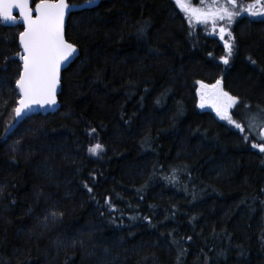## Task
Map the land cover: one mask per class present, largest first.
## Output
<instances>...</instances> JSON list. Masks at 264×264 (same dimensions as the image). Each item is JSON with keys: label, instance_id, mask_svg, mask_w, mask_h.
Returning a JSON list of instances; mask_svg holds the SVG:
<instances>
[{"label": "trees", "instance_id": "obj_1", "mask_svg": "<svg viewBox=\"0 0 264 264\" xmlns=\"http://www.w3.org/2000/svg\"><path fill=\"white\" fill-rule=\"evenodd\" d=\"M68 2L59 110L12 132L21 28L0 24V264H264V18L235 11L229 53L175 0ZM217 80L244 131L197 103Z\"/></svg>", "mask_w": 264, "mask_h": 264}, {"label": "snow or ice", "instance_id": "obj_2", "mask_svg": "<svg viewBox=\"0 0 264 264\" xmlns=\"http://www.w3.org/2000/svg\"><path fill=\"white\" fill-rule=\"evenodd\" d=\"M91 3L92 0H85ZM177 6L187 15L189 22L194 19L196 22L207 24L211 22L215 31L216 21L232 18L239 13L230 10L228 4L235 6L237 0H201V5H194L192 0H175ZM259 2V0H257ZM76 7L68 0H38L35 3V15L30 6L29 0H0V20L23 21V31L19 33L22 52L17 53L23 61V68L15 83L19 88V104L15 108L17 116L30 110L32 105H45L55 103L56 88L60 82V66L76 51V44L65 39L64 21L66 10ZM13 9L19 10V17L13 15ZM248 11L253 12L252 5ZM264 11V5H261ZM228 29L223 25L219 26L220 36L223 39ZM225 47L231 53L232 45L225 40ZM227 62L228 57H221ZM200 92V106L206 102L212 104L221 118L227 119L236 128L244 131V126L233 117L229 111L239 100V97L232 95L220 87L221 81L217 80L213 85H205L203 81ZM255 123V118H253ZM264 124V118L261 119ZM259 133L264 135V127L259 128ZM254 147L264 152V142H254ZM103 145L97 143L90 146L89 151L95 153Z\"/></svg>", "mask_w": 264, "mask_h": 264}, {"label": "water", "instance_id": "obj_3", "mask_svg": "<svg viewBox=\"0 0 264 264\" xmlns=\"http://www.w3.org/2000/svg\"><path fill=\"white\" fill-rule=\"evenodd\" d=\"M29 3H30V6L33 9V15H35L36 14L35 13V4H33L31 0H29ZM78 10H79V8L77 6L66 10L65 21H64V31H65L66 21L68 19L69 14L74 13V12H76ZM13 15L19 17V10L18 9H13ZM0 23H1V25L3 27H6V28H11V27H15L16 25H19V26L22 27V31H23V21L22 20H17V21H3V20H0ZM18 47H19V50H20L19 53H21L22 52V45L20 44V38L19 37H18ZM78 55H79V53H78V51L76 49V51L70 56V58L68 60L61 62L59 80L61 78V73L65 69H67L76 60ZM20 63H21V70H22L23 61H22L21 58H20ZM14 88H15L16 95L18 97V101H17V104H16V107H17L18 104H19L20 92H19V88L16 85V83H15V87ZM59 92H60V82L57 84V88H56V100H55V103H50V104H45V105H32L30 110L25 111L21 116H17L16 113H15V110H14L15 124L11 126L10 132L13 131L15 129V127L19 123L23 122L25 119H27V118H29L31 116L41 115V116L45 117V116H49V115H54L58 111V108H59L58 101H57V97L59 95ZM259 135L262 138H264V135H261L260 133H259Z\"/></svg>", "mask_w": 264, "mask_h": 264}, {"label": "rangeland", "instance_id": "obj_4", "mask_svg": "<svg viewBox=\"0 0 264 264\" xmlns=\"http://www.w3.org/2000/svg\"><path fill=\"white\" fill-rule=\"evenodd\" d=\"M239 1L240 0H237V4L235 6L228 4V7L230 8V10H233V11L241 10V11H245V12L248 11L249 6L241 7L239 4ZM245 3L249 4L250 2L249 3L245 2ZM242 5H243V3H242ZM250 5H252L254 11L253 12L248 11V12H250V15L253 19L254 18H264V11H261V5H264V4H261L260 2L256 1L254 3H251ZM241 11H239L238 13H240ZM231 22H232V20H231ZM231 22H229L227 19H225V20L217 19V21H216L217 27H216L215 31H213V29H212L211 22H208L207 24H205V23H201V24L204 26L205 29L208 30L207 32H211L210 35L215 36L221 43L224 44L226 38H228L230 36V34H228V33L230 30V27H232ZM220 25H223L224 27H226L228 29V31L224 33L223 39L221 38L220 32H219V26ZM205 85H213V84H205ZM201 87H202L201 84L198 82L197 86H196V92H195V96H196V100H197L198 104H200V99H201L200 92L198 90L201 89ZM220 87L222 88L221 84H220ZM2 105H4V103ZM2 105L0 106V108H2ZM203 109H205L208 112H211L213 114V116L215 118H217L218 120H225L224 118H221V116H219L217 114L215 108L212 106L211 103L206 102L203 106ZM231 109L229 110L230 112H231ZM251 122L252 123L249 126L252 127V131H251L252 135L256 136L258 139H263L262 137L259 136V133H258L259 128L264 127V124L261 123V119L255 118V123L253 122V119H251Z\"/></svg>", "mask_w": 264, "mask_h": 264}, {"label": "bare ground", "instance_id": "obj_5", "mask_svg": "<svg viewBox=\"0 0 264 264\" xmlns=\"http://www.w3.org/2000/svg\"><path fill=\"white\" fill-rule=\"evenodd\" d=\"M259 133V132H258Z\"/></svg>", "mask_w": 264, "mask_h": 264}]
</instances>
